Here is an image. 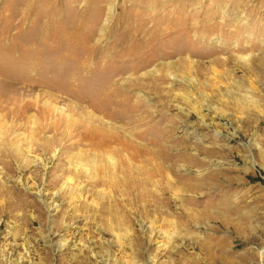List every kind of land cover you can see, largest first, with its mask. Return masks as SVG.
Wrapping results in <instances>:
<instances>
[{"label": "rangeland", "instance_id": "rangeland-1", "mask_svg": "<svg viewBox=\"0 0 264 264\" xmlns=\"http://www.w3.org/2000/svg\"><path fill=\"white\" fill-rule=\"evenodd\" d=\"M103 137L168 154L184 228ZM0 264H264V0H0Z\"/></svg>", "mask_w": 264, "mask_h": 264}, {"label": "bare ground", "instance_id": "bare-ground-1", "mask_svg": "<svg viewBox=\"0 0 264 264\" xmlns=\"http://www.w3.org/2000/svg\"><path fill=\"white\" fill-rule=\"evenodd\" d=\"M98 133L100 132L98 131L97 134ZM136 136L137 134L135 133L134 137ZM125 137H127V135H125ZM136 141L133 140V138L119 139L115 137H111V138L103 137V141L101 139L97 144V146H99L98 148L107 147L110 145V143L116 142V145H117L116 149L120 150V152L123 151V154H120L119 157L116 158L115 156L113 157L112 154L107 153V161H106L107 163L104 162V160H102L103 162L101 160H98L97 159L98 155H96L95 156L96 158L90 157L88 163L93 168L97 160L101 161L102 164L104 165L105 172L109 174L110 177L116 178L117 185L114 187H117L118 192H120V194L123 196L122 200H120V204H121V207L124 209L123 210L124 215H126L127 211L134 210L137 212L144 213L147 216L149 215L154 220L159 222V225L164 227L165 229H167V227L169 228L173 227V229L177 228V230L184 228L185 224L183 222L173 221L172 218L170 217V213L168 212V209H167V201H168V198H170L171 196L175 198L176 200H178L180 203L193 204L194 201H192V199L189 197L188 191L190 190L192 191L195 188L194 185L193 186H188V185L184 186L183 184L177 185L170 178V175H168L167 173L168 167H165L163 163L160 162L161 159L167 162L166 160H168V154L162 152L159 149H158L159 151L156 153H147V151L145 152L144 150L140 148V145H139L140 143L138 144V142ZM108 151L109 150L107 149V152ZM166 193L167 195L169 194L170 196L165 197L164 195ZM179 215H181L187 221H191V220H194L198 216V212H196L195 210H187V211L180 210Z\"/></svg>", "mask_w": 264, "mask_h": 264}]
</instances>
